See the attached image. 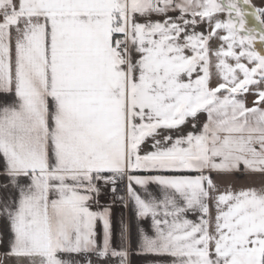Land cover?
I'll use <instances>...</instances> for the list:
<instances>
[{"label":"snow or ice","instance_id":"1","mask_svg":"<svg viewBox=\"0 0 264 264\" xmlns=\"http://www.w3.org/2000/svg\"><path fill=\"white\" fill-rule=\"evenodd\" d=\"M0 264H264V0H0Z\"/></svg>","mask_w":264,"mask_h":264},{"label":"crops","instance_id":"2","mask_svg":"<svg viewBox=\"0 0 264 264\" xmlns=\"http://www.w3.org/2000/svg\"><path fill=\"white\" fill-rule=\"evenodd\" d=\"M226 179H229V180H231V179H235L236 180V183H246L247 182V180H246V178H243V177H240V178H226ZM107 201V197H102L101 198V202L102 203H104V202H106Z\"/></svg>","mask_w":264,"mask_h":264}]
</instances>
